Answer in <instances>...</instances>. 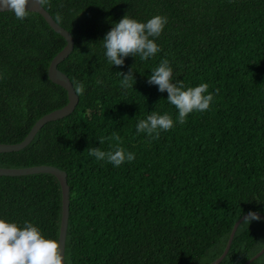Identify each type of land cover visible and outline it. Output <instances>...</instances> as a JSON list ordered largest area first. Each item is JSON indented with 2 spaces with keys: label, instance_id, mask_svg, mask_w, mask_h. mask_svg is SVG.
<instances>
[{
  "label": "trees",
  "instance_id": "16d2710c",
  "mask_svg": "<svg viewBox=\"0 0 264 264\" xmlns=\"http://www.w3.org/2000/svg\"><path fill=\"white\" fill-rule=\"evenodd\" d=\"M43 7L73 38L57 67L85 91L70 113L45 122L23 148L0 152V167L65 171L63 264L214 260L240 215L264 216V0H49ZM125 15L143 23L167 17L154 38L161 51L112 66L102 40ZM64 43L38 13L21 21L0 11V143L19 142L37 118L65 104V90L46 75ZM162 59L173 83L209 85V110L178 122L167 92L148 83ZM130 68L134 86L122 88L117 72ZM153 111L171 115L174 127L150 140L136 125ZM114 132L135 153L120 167L87 151L110 150L116 142L100 145L99 138ZM59 218L52 174L0 175V219L20 227L30 222L57 240ZM263 244V220L242 219L216 264H243ZM248 264H264V251Z\"/></svg>",
  "mask_w": 264,
  "mask_h": 264
},
{
  "label": "clouds",
  "instance_id": "9594fccd",
  "mask_svg": "<svg viewBox=\"0 0 264 264\" xmlns=\"http://www.w3.org/2000/svg\"><path fill=\"white\" fill-rule=\"evenodd\" d=\"M39 6L49 3V0H35ZM29 0H0V10L13 12L16 19L23 21L29 16ZM57 20L60 16L57 15ZM167 17L156 15L146 23L125 15L115 23L103 38V47L106 50L107 60L113 66H123L128 56L147 60L161 51L155 42L163 32ZM122 77V88H133L135 79L132 68L127 73L117 72ZM173 69L167 59H162L148 78L150 85L158 86V91L167 92V101L178 110V122L186 123V118L192 112H203L210 108L214 95L208 92L209 85L201 83L195 87H187L182 81L173 83ZM74 83V92L77 96L84 94L85 86L81 82ZM101 84L102 81L97 80ZM219 92V89L216 90ZM174 127V120L168 113L159 114L151 112L146 119L140 120L136 125L137 134L145 133L151 139H158L161 132L169 131ZM105 140L115 141L109 144L108 151L98 148H88V154L97 160L111 163L120 167L125 161L132 162L135 153L127 152L122 146V138L113 133L109 137L99 138L100 145ZM255 212H249L244 221L258 220ZM64 256L59 242L46 238L41 230L34 224L25 221L23 227L15 222L0 219V264H63Z\"/></svg>",
  "mask_w": 264,
  "mask_h": 264
},
{
  "label": "water",
  "instance_id": "95a60500",
  "mask_svg": "<svg viewBox=\"0 0 264 264\" xmlns=\"http://www.w3.org/2000/svg\"><path fill=\"white\" fill-rule=\"evenodd\" d=\"M28 10L32 12L38 13L44 21L47 23V25L55 32H57L59 35H61L65 41L64 45L61 47L60 50H58L49 60L46 75L47 78L52 82L60 87H62L65 90L66 93V102L62 106L55 108L43 115H41L39 118H37L33 124L28 129L27 133L24 135V137L16 143H0V152H10V151H16L21 148H23L25 145L29 143V141L32 139L36 131L47 121L55 120L58 118H61L68 113H70L77 101L78 96L75 94L73 86L67 77L66 74H64L61 70L58 69L57 64L62 61L71 51L73 47V38L68 30H66L64 27H62L60 24H58L52 16L49 14V12L42 6H39L38 3L35 2V0H29L28 4ZM4 11V10H0ZM37 172H46L52 174L59 183L60 188V218H59V227H58V234H57V241L59 242L61 246L62 253L64 252V240H65V232H66V225H67V217H68V185L66 182V173L62 169H59L52 165H33L28 167H0V175L5 176H15V175H24V174H32ZM249 212H255L257 215L263 220L264 222V216L256 211H248L240 215L232 224L230 232L228 234L227 240L225 242L224 248L220 255L216 257L214 260L207 264H216L218 263L222 257L225 255V253L228 250V247L230 245L231 239L233 237L234 231L238 225V223L244 219L245 216ZM264 251V244L263 246L254 253L251 257L246 259L243 264H248L250 261H252L254 258L259 256Z\"/></svg>",
  "mask_w": 264,
  "mask_h": 264
}]
</instances>
